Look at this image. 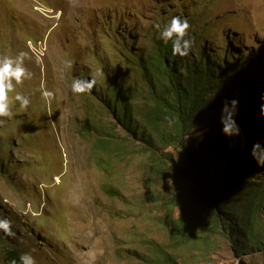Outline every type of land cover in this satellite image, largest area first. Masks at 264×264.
Wrapping results in <instances>:
<instances>
[{"label": "rangeland", "instance_id": "obj_1", "mask_svg": "<svg viewBox=\"0 0 264 264\" xmlns=\"http://www.w3.org/2000/svg\"><path fill=\"white\" fill-rule=\"evenodd\" d=\"M174 15L191 26L196 45L190 59L221 53L222 72L247 61L246 67L254 63L255 78L264 77V0H0V56L28 52L25 65L33 73L9 93L12 116L0 118V213L13 220L16 233L0 234L3 248L30 253L36 264H146L157 258L154 245L170 243L163 214L177 211L178 218L182 208L192 221L205 222L193 187L178 178H159L140 153L141 144L125 140L127 131L114 125L97 96L112 78L141 102L147 86L140 58L163 43L158 33ZM74 76L95 79L90 94L69 91ZM41 83L53 91V102L41 96ZM16 92L30 96L27 109L18 106ZM222 98L239 100L240 126L241 91ZM222 101L192 126L191 143L199 145L220 125ZM258 120L264 123V117ZM240 136L244 142L242 129ZM99 139L106 143L98 145ZM247 164L262 169L253 181L264 183V167L252 158ZM211 170L207 165L206 173ZM212 178L221 183L223 176ZM196 232L202 246L181 250L182 264L193 262L189 252L195 264H264L260 250H237L236 243L214 236L209 225ZM0 255V264H7L5 252Z\"/></svg>", "mask_w": 264, "mask_h": 264}, {"label": "trees", "instance_id": "obj_2", "mask_svg": "<svg viewBox=\"0 0 264 264\" xmlns=\"http://www.w3.org/2000/svg\"><path fill=\"white\" fill-rule=\"evenodd\" d=\"M191 39L193 49L196 40L193 36ZM220 54L210 57L204 53L198 59H190V55L179 57L172 54L170 43H161L151 55L140 58L147 87L139 104H136L138 97L130 96L132 92L127 93L112 78L108 81L109 89L97 93L114 116V125L127 131L125 140L133 145L141 144L140 153L149 157L158 177L187 182L204 207L205 222H194L182 208L178 209L177 203H171L180 214L178 218L177 211L170 217L163 214L170 243L167 247L154 245L157 258L146 260V264H182L177 260L181 250L194 244L202 246L196 228L204 224L210 226L214 236L236 243L237 250L256 249L264 255V183L253 181L262 169L247 164L252 145L264 141V123L258 120L262 115L256 107L264 95V77L258 78L260 87L253 74L254 63L246 67L247 61L240 63V68L229 66L222 72L217 63L221 62ZM222 58L226 65V59ZM232 90H240L243 96L240 114L243 123L239 128L244 142L240 135L226 138L221 125H217L204 135L199 145L191 143L192 126L202 121L201 114L218 106L222 97ZM255 124L256 127H250ZM105 143L102 141L101 145ZM207 165L212 169L209 174ZM218 172L223 176L221 183L212 178ZM2 241L0 236V254L5 252V262L12 264L16 260L19 264L18 252L10 246L3 248ZM189 254L191 264H195V255Z\"/></svg>", "mask_w": 264, "mask_h": 264}, {"label": "clouds", "instance_id": "obj_3", "mask_svg": "<svg viewBox=\"0 0 264 264\" xmlns=\"http://www.w3.org/2000/svg\"><path fill=\"white\" fill-rule=\"evenodd\" d=\"M157 27L160 28L159 25ZM190 27L187 18L174 15L169 21L165 22L159 31V39L164 44L170 43L174 56L187 57L190 55L193 43L190 37ZM30 58V54L25 51H20L14 56H0V118L12 116V111L9 107V93L15 92L17 86L23 85L26 81H30L33 78L32 71L25 65V60ZM36 62L41 63L40 55H36ZM72 63L71 59L67 60L66 66L70 69ZM97 74H99V70H97ZM94 84L95 79L92 77L84 79L74 76L68 82V89L71 93L77 95L90 94ZM41 96L46 103H51L55 99L53 91L48 90L43 83H41ZM14 98L21 109H27L31 104V98L28 94L16 92ZM261 100L260 110L262 117H264V95L261 96ZM238 104L239 100L236 98L224 99L219 109L221 132L229 139L240 135L239 125L235 120L238 114ZM249 155L258 167H264V148L261 147L260 142L252 145ZM13 228V220L0 213V234L6 237L15 236L16 233ZM12 264H17V261L13 260ZM19 264H36V261L30 253L26 252L20 255Z\"/></svg>", "mask_w": 264, "mask_h": 264}]
</instances>
